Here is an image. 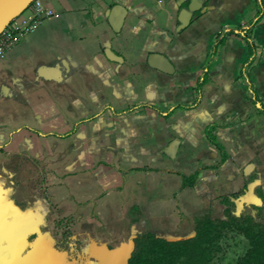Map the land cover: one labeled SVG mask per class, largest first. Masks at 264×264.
<instances>
[{"label": "crops", "instance_id": "crops-1", "mask_svg": "<svg viewBox=\"0 0 264 264\" xmlns=\"http://www.w3.org/2000/svg\"><path fill=\"white\" fill-rule=\"evenodd\" d=\"M28 1L0 0V30L10 17L28 12ZM41 1L55 14L0 60V264H66L68 251L47 249L45 243L52 241L47 236L52 226L68 217L86 236L81 260L113 264L109 258L118 247L111 241L123 246L128 224L142 222L141 206L152 197L151 175L130 169L137 166L130 158L133 148L162 147L195 125L203 128L198 120L230 126L233 119L247 118L245 87L237 79L246 47L238 37L227 39L210 71L205 87L211 108L173 106L193 102L195 94L187 88L194 86L215 35L227 23L252 17V0H208L194 20L201 0ZM251 37L260 107L264 15ZM144 103L158 111L124 112ZM248 132L240 129L237 154L253 155L244 142ZM256 134L259 145L264 138ZM134 205L140 216L132 222ZM4 240L14 250L11 257L3 253Z\"/></svg>", "mask_w": 264, "mask_h": 264}, {"label": "rangeland", "instance_id": "rangeland-1", "mask_svg": "<svg viewBox=\"0 0 264 264\" xmlns=\"http://www.w3.org/2000/svg\"><path fill=\"white\" fill-rule=\"evenodd\" d=\"M250 10L252 16V6ZM247 21L238 25H243ZM238 25L227 23L224 26L237 27ZM254 67L253 64L250 70L252 79L254 78ZM237 79L244 84L242 78L237 76ZM187 90L195 94L193 87H188ZM207 90L208 88L204 87L200 105L205 103L206 108H211L212 105L206 103L209 96ZM195 97L196 94L193 101ZM244 107L248 112L247 118L243 120L233 119L230 121L232 124L230 126L227 121L216 123L218 126L213 132L223 145L227 155V159L222 163H220L221 151L205 137L206 120H198L202 125H205L203 128L195 125L191 130H186L182 137L172 138L162 147L138 145L133 148L134 151H131L130 155L132 160H130L135 161L133 163H136L137 166H131L130 169L137 171V173L147 172L148 175H151V178L148 177V181L153 182V189L152 197L141 206L144 219L141 223L139 221L128 224L127 228L130 230L122 245L130 240L133 233L143 230H151L170 238L189 235L192 232L193 216L197 212L209 209L213 199L225 192L242 190V194L235 199L238 210L247 209L255 212L261 208L264 211V140L258 145L256 137V133L259 132V136L264 138V112L258 111L256 105L251 104L246 97ZM144 108L136 110L137 112H144L146 111ZM194 117L188 116L186 119L190 118L191 121H194ZM171 119L173 118L171 117L169 120ZM242 128L249 131L244 137L246 141H243L249 142L253 155L252 153L247 156L237 154L241 150V147H238L240 143L238 133ZM228 129L231 132H228ZM120 152L122 155H127L124 147H121ZM232 156L235 157L232 159ZM133 163L131 162V164ZM148 165H158L160 168ZM180 173L187 177L196 173L193 184L182 187ZM74 222V218L68 217V222L52 226L47 234L52 241H47L45 245L48 247L47 249L54 251L67 250L68 258H63L66 264H85L81 260L80 248L85 245L86 236L81 233V227H77ZM111 244L120 247L116 241H111Z\"/></svg>", "mask_w": 264, "mask_h": 264}, {"label": "trees", "instance_id": "trees-1", "mask_svg": "<svg viewBox=\"0 0 264 264\" xmlns=\"http://www.w3.org/2000/svg\"><path fill=\"white\" fill-rule=\"evenodd\" d=\"M202 7L192 13L191 20L198 18L207 10L208 0H201ZM188 2H183L179 8H186ZM253 15L243 25L237 27L222 26L214 37L208 57L201 67L193 89L196 97L189 104H176L173 108H196L201 104L203 90L210 81V70L226 44L229 37L241 38L246 47V56L240 63L238 77L244 81L246 98L251 104L260 102L250 70L256 56V44L251 32L264 15V0H252ZM139 107L158 109L149 104H134L124 112L133 111ZM264 112V105L257 107ZM169 112V111H168ZM216 123H210L204 128L205 137L221 151L220 163L227 159L223 145L213 132ZM182 187L191 186L196 173L190 177L180 173ZM242 194L226 192L215 197L211 207L197 212L192 220V232L178 238L161 236L153 231L145 230L134 233L132 239L134 248L127 264H264V211L258 208L255 212L238 210L236 197ZM131 221L140 216V209L134 205L129 210Z\"/></svg>", "mask_w": 264, "mask_h": 264}, {"label": "built area", "instance_id": "built-area-1", "mask_svg": "<svg viewBox=\"0 0 264 264\" xmlns=\"http://www.w3.org/2000/svg\"><path fill=\"white\" fill-rule=\"evenodd\" d=\"M12 17L0 30V60L28 33L36 29L44 18L55 14L41 0H32L25 11Z\"/></svg>", "mask_w": 264, "mask_h": 264}, {"label": "water", "instance_id": "water-1", "mask_svg": "<svg viewBox=\"0 0 264 264\" xmlns=\"http://www.w3.org/2000/svg\"><path fill=\"white\" fill-rule=\"evenodd\" d=\"M32 0H29L26 4H29L30 2H31ZM193 13V12H192ZM191 15V14H190ZM12 17H10V19H11ZM190 16H189V18L188 19H186V20H181V24H180V29L181 28H184V27H186L187 25H188V23L190 22ZM9 19V20H10ZM8 20V21H9ZM7 21V22H8ZM6 25V24H5ZM4 25V26H5ZM152 58L153 59H156V60H160L161 59V61H162V63L163 64H167V69H168V67H170V64L167 62V60H165L164 58H162L160 55H152ZM153 66H155L156 68H158L156 65H153ZM160 69H162L163 71H165L166 73H169V71H167V69H164V67L163 68H161L160 67ZM171 72V71H170ZM5 242V247L3 248V253L4 254H6V253H8L10 256H8V257H11L12 256V254H13V252H14V250L12 249V247H11V244L8 242V241H6V240H4ZM10 244V245H9ZM133 248H134V241H133V239H130L125 245H123L121 248H118L117 250H115L114 252H113V255H112V262H113V264H127V261H128V259H129V257H130V255H131V252H132V250H133Z\"/></svg>", "mask_w": 264, "mask_h": 264}, {"label": "flooded vegetation", "instance_id": "flooded-vegetation-1", "mask_svg": "<svg viewBox=\"0 0 264 264\" xmlns=\"http://www.w3.org/2000/svg\"><path fill=\"white\" fill-rule=\"evenodd\" d=\"M29 250H30V249H29ZM29 250H28V251H29ZM28 251L26 250V251L24 252V254H26V252H28ZM26 263L28 264L29 262L26 261ZM30 264H32V263H30Z\"/></svg>", "mask_w": 264, "mask_h": 264}, {"label": "bare ground", "instance_id": "bare-ground-1", "mask_svg": "<svg viewBox=\"0 0 264 264\" xmlns=\"http://www.w3.org/2000/svg\"><path fill=\"white\" fill-rule=\"evenodd\" d=\"M12 13V12H11Z\"/></svg>", "mask_w": 264, "mask_h": 264}]
</instances>
